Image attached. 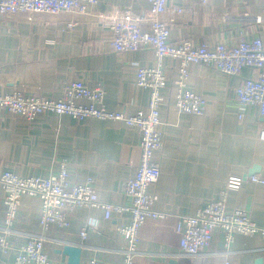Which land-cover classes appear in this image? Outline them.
Segmentation results:
<instances>
[{"label": "crops", "instance_id": "crops-1", "mask_svg": "<svg viewBox=\"0 0 264 264\" xmlns=\"http://www.w3.org/2000/svg\"><path fill=\"white\" fill-rule=\"evenodd\" d=\"M179 0H169L173 8ZM146 0H100L73 29L64 28L63 15L10 17L0 30V90L23 89L59 98L65 80H81L89 86L104 84L105 104L110 110L134 115L145 109L150 90L136 85L140 67L158 64L153 48L117 53L108 41V28H101L107 15L124 9L148 11ZM186 14L171 23L169 40L190 39L203 42L235 44L241 34L264 40V0H209L202 4L191 0ZM68 18V16L66 15ZM167 84L162 91L161 125L164 144L156 153L161 175L150 191L159 195L156 208L168 212L164 219L148 220L140 229V264H224V234L215 230L211 244L199 256L180 255V235L176 230L182 215L193 214L212 201L231 175L259 174L264 178V117L254 105L244 106V120L239 122L240 107L235 87L254 68L245 67L238 75L202 64H190L187 84L207 99L203 115L179 113L175 94L179 61L170 56L162 60ZM141 134L138 128L123 121L87 117L76 119L69 114L45 112L33 120L9 114L0 107V174L4 170L22 176L47 177L57 172L59 161L68 162L71 182L92 178L100 200L127 204L124 192L140 162ZM4 191L0 188V224L4 220ZM228 209L243 207L252 219L264 225V184L245 180L238 190H231ZM39 197L21 198L12 238L24 243L29 232H40ZM124 217V218H123ZM112 214L105 218L100 208L78 207L69 228L51 225L45 231V249L52 258L69 264L58 253L65 243L82 247L81 263L96 257L102 264H121L123 238L117 225L128 222L130 214ZM91 219L96 227L87 225ZM86 228L87 235L80 232ZM228 259L232 264H255L264 258V240L259 236L238 234L231 244ZM13 254L0 249V264H12Z\"/></svg>", "mask_w": 264, "mask_h": 264}, {"label": "built area", "instance_id": "built-area-1", "mask_svg": "<svg viewBox=\"0 0 264 264\" xmlns=\"http://www.w3.org/2000/svg\"><path fill=\"white\" fill-rule=\"evenodd\" d=\"M100 0H0V30L2 22L10 17L31 18L36 15H63L64 28L73 29L83 16ZM151 6L148 11L139 13L130 8L107 15L101 28L109 29V43L117 53L153 48L158 64L155 67H140L137 71L136 85L150 90L147 108L138 110L134 115L123 111L110 110L105 104L106 90L99 82L89 86L81 80H65L63 92L59 98H51L38 92L15 89L9 92L0 90V107L9 114L33 120L45 112L69 114L76 119L93 117L98 119L123 121L128 126L139 129L141 134L140 162L135 174L124 185V192L130 198L127 204L104 202L99 199L92 178L84 182H71L66 160L59 161L57 172L47 177L22 176L10 170L0 174V188L4 191V220L0 224V249L5 254L12 253V264H62L52 258L45 249L47 235L45 231L51 225L67 229L71 226V216L78 207L100 208L105 218L116 213L130 214L128 222L117 225L123 238L118 251L124 259L121 264H140V229L148 220L164 219L168 212L158 210L156 203L159 195L150 188L158 182L161 175L160 163L156 159L164 144V131L161 128L162 94L167 84V76L162 68V60L170 56L179 61L175 108L179 113L203 115L207 99L187 84L190 64H202L214 67L227 75H238L245 67L255 69L253 75L246 77L235 87L236 101L240 107L239 122L244 120V106L254 105L264 117V40L260 36L247 37L244 32L235 44L203 42L195 45L190 39L171 42L169 40L171 23L186 14L185 6L191 0H179L176 6L168 8L169 0H146ZM207 4L209 0H199ZM68 16V18L66 17ZM255 20H264V14L255 16ZM264 139V128L260 130ZM245 180L264 184L259 174L250 176L231 175L216 197L198 208L193 214L179 217L176 230L180 235V255L199 256L211 244L215 230L224 234V264H232L228 259L231 244L236 235L259 236L264 240V225L255 222L250 212L243 207L228 209L227 199L231 190H238ZM39 197L40 232H29L24 243L17 244L12 238L22 196ZM124 218V217H123ZM96 227L95 220L87 224ZM82 238L87 235L86 228L80 232ZM81 264H102L91 257Z\"/></svg>", "mask_w": 264, "mask_h": 264}, {"label": "water", "instance_id": "water-1", "mask_svg": "<svg viewBox=\"0 0 264 264\" xmlns=\"http://www.w3.org/2000/svg\"><path fill=\"white\" fill-rule=\"evenodd\" d=\"M57 251L58 253L66 255L68 257L69 264H81L82 247L80 245L65 243L62 248L58 249ZM171 264H175V261L171 262ZM255 264H264V258L258 257L255 260Z\"/></svg>", "mask_w": 264, "mask_h": 264}, {"label": "rangeland", "instance_id": "rangeland-1", "mask_svg": "<svg viewBox=\"0 0 264 264\" xmlns=\"http://www.w3.org/2000/svg\"><path fill=\"white\" fill-rule=\"evenodd\" d=\"M255 19V17H253Z\"/></svg>", "mask_w": 264, "mask_h": 264}]
</instances>
